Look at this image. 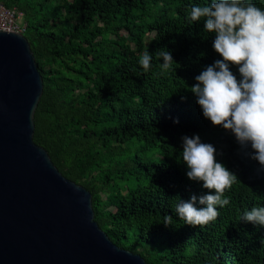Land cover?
Here are the masks:
<instances>
[{
  "label": "trees",
  "instance_id": "obj_1",
  "mask_svg": "<svg viewBox=\"0 0 264 264\" xmlns=\"http://www.w3.org/2000/svg\"><path fill=\"white\" fill-rule=\"evenodd\" d=\"M209 2L0 0L21 15L43 79L35 144L91 193L94 220L109 239L146 264H264V227L241 221L264 206V170L202 116L189 89L221 59L202 21L186 18ZM251 2L264 9V0ZM161 49L175 61L168 70ZM146 51L148 72L139 64ZM194 134L239 180L224 193L230 203L202 226L184 225L174 210L178 199L207 191L188 180L181 158V137ZM166 215L172 226L162 223Z\"/></svg>",
  "mask_w": 264,
  "mask_h": 264
},
{
  "label": "water",
  "instance_id": "obj_2",
  "mask_svg": "<svg viewBox=\"0 0 264 264\" xmlns=\"http://www.w3.org/2000/svg\"><path fill=\"white\" fill-rule=\"evenodd\" d=\"M42 93L26 37L0 31V264H146L109 239L91 193L35 144Z\"/></svg>",
  "mask_w": 264,
  "mask_h": 264
},
{
  "label": "clouds",
  "instance_id": "obj_3",
  "mask_svg": "<svg viewBox=\"0 0 264 264\" xmlns=\"http://www.w3.org/2000/svg\"><path fill=\"white\" fill-rule=\"evenodd\" d=\"M186 18L202 21L203 30L214 37L213 50L221 57L206 66L189 88L202 116L230 133L264 170V9L251 0H210L192 6ZM156 55L162 70L175 64L167 49ZM152 61L153 55L146 51L139 64L148 72ZM180 146L186 177L207 191L199 198L178 199L176 217L184 225H207L219 216L218 208L230 203L224 193L239 181L238 177L217 159L222 153L213 144L202 142L198 134L182 136ZM241 221L264 227V206L244 211ZM162 223L168 227L174 221L166 215Z\"/></svg>",
  "mask_w": 264,
  "mask_h": 264
},
{
  "label": "built area",
  "instance_id": "obj_4",
  "mask_svg": "<svg viewBox=\"0 0 264 264\" xmlns=\"http://www.w3.org/2000/svg\"><path fill=\"white\" fill-rule=\"evenodd\" d=\"M18 17H21V15L14 10L0 5V31L24 35L26 26L24 24L19 25L17 23Z\"/></svg>",
  "mask_w": 264,
  "mask_h": 264
},
{
  "label": "rangeland",
  "instance_id": "obj_5",
  "mask_svg": "<svg viewBox=\"0 0 264 264\" xmlns=\"http://www.w3.org/2000/svg\"><path fill=\"white\" fill-rule=\"evenodd\" d=\"M17 23L19 24V25H21V24H23V22H22V18L21 17H18V19H17ZM123 35H126V34H124V33H122ZM132 240V239H131ZM129 242H131V241H129ZM142 249L141 248H138V251H141Z\"/></svg>",
  "mask_w": 264,
  "mask_h": 264
}]
</instances>
